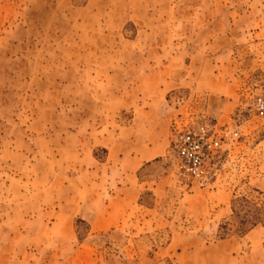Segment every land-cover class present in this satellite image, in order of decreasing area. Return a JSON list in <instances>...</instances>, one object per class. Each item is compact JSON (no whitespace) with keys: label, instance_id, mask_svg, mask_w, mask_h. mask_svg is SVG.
I'll use <instances>...</instances> for the list:
<instances>
[{"label":"rangeland","instance_id":"1","mask_svg":"<svg viewBox=\"0 0 264 264\" xmlns=\"http://www.w3.org/2000/svg\"><path fill=\"white\" fill-rule=\"evenodd\" d=\"M261 98L264 0H0V264H264L230 210L264 196ZM198 125L202 185L170 148Z\"/></svg>","mask_w":264,"mask_h":264},{"label":"built area","instance_id":"2","mask_svg":"<svg viewBox=\"0 0 264 264\" xmlns=\"http://www.w3.org/2000/svg\"><path fill=\"white\" fill-rule=\"evenodd\" d=\"M254 108L256 112L263 111L264 98L256 100ZM174 129L170 148L178 162L180 173L199 185L204 184L215 160L219 157L222 139H218L214 131L205 125ZM225 137L223 134V138Z\"/></svg>","mask_w":264,"mask_h":264},{"label":"trees","instance_id":"3","mask_svg":"<svg viewBox=\"0 0 264 264\" xmlns=\"http://www.w3.org/2000/svg\"><path fill=\"white\" fill-rule=\"evenodd\" d=\"M261 199L258 203L248 202L244 198L232 201L230 210L236 218H239L241 214L240 218L247 217L252 220V223L246 227L241 223L238 224L236 228L238 236L243 237L256 226L264 227V196H261ZM76 223L82 224L80 220H77Z\"/></svg>","mask_w":264,"mask_h":264},{"label":"crops","instance_id":"4","mask_svg":"<svg viewBox=\"0 0 264 264\" xmlns=\"http://www.w3.org/2000/svg\"><path fill=\"white\" fill-rule=\"evenodd\" d=\"M176 82L172 78V90L177 86ZM176 105H177V98L172 97V116L174 113H176Z\"/></svg>","mask_w":264,"mask_h":264}]
</instances>
